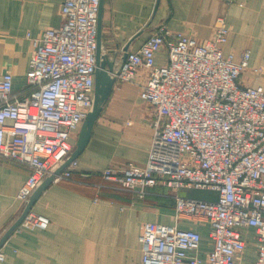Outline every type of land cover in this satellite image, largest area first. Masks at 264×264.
Instances as JSON below:
<instances>
[{
	"label": "built area",
	"instance_id": "2783aa9c",
	"mask_svg": "<svg viewBox=\"0 0 264 264\" xmlns=\"http://www.w3.org/2000/svg\"><path fill=\"white\" fill-rule=\"evenodd\" d=\"M99 7L100 0L64 1L60 27L36 39L27 91L14 89L13 73H0V158L31 168L18 194L23 201L69 155L93 106ZM230 32L223 18L204 41L159 25L130 50L117 75L116 84L140 86L156 117L147 162L130 161L126 173L108 169L113 187L141 198L158 183L218 194L211 200L177 195L174 224L146 223L139 238L144 264H245L247 227L258 240L248 264H264V90L241 83L250 51L240 61L225 55ZM77 165L55 181L71 179ZM183 220L210 224V251L201 253L203 233L180 227ZM49 224L32 210L18 229Z\"/></svg>",
	"mask_w": 264,
	"mask_h": 264
},
{
	"label": "crops",
	"instance_id": "0c3cea01",
	"mask_svg": "<svg viewBox=\"0 0 264 264\" xmlns=\"http://www.w3.org/2000/svg\"><path fill=\"white\" fill-rule=\"evenodd\" d=\"M64 1L0 0V73H13L16 91H27L36 39L45 29L60 27ZM156 4L157 0H105L106 49L121 50L151 19L150 30L165 24L204 41L213 37L223 18L231 28L224 54L233 53L235 61H240L250 51L241 83L264 90V0H160ZM148 35L149 30L133 43L131 51ZM139 80H145L142 72ZM155 117V108L144 101L138 84H116L72 178L54 181L32 209L47 216L49 226L17 229L0 248L5 255L0 264H144L139 240L144 226L148 222L174 224L177 195L216 199L214 191L163 183L141 198L113 187L106 178L108 169L126 173L130 161L147 162ZM78 134L71 139L73 145ZM30 172L28 165L0 158V235L24 208L18 194ZM179 225L200 230L201 253L211 250L210 224L183 220ZM242 234L246 252L241 261L248 264L256 258L257 234L253 227L242 229Z\"/></svg>",
	"mask_w": 264,
	"mask_h": 264
},
{
	"label": "water",
	"instance_id": "95a60500",
	"mask_svg": "<svg viewBox=\"0 0 264 264\" xmlns=\"http://www.w3.org/2000/svg\"><path fill=\"white\" fill-rule=\"evenodd\" d=\"M157 0L156 6L159 5ZM105 0H100L97 36V69L95 73V94L91 110L88 112L79 130L78 138L69 155L62 159L50 173H48L34 189L30 197L24 201V208L20 215L0 235V248L8 238L19 228L23 220L32 211L41 194L63 173L73 161L77 160L85 151L92 138L95 126L103 113L117 83V75L121 72L133 43L144 34L151 25L152 19L138 33L133 35L121 50L106 49L103 41V8Z\"/></svg>",
	"mask_w": 264,
	"mask_h": 264
},
{
	"label": "rangeland",
	"instance_id": "374dc122",
	"mask_svg": "<svg viewBox=\"0 0 264 264\" xmlns=\"http://www.w3.org/2000/svg\"><path fill=\"white\" fill-rule=\"evenodd\" d=\"M224 21H225V20H224ZM225 24H226V23H225ZM148 30H149V34H150L152 31H153V29H151V30H150V29H148Z\"/></svg>",
	"mask_w": 264,
	"mask_h": 264
}]
</instances>
